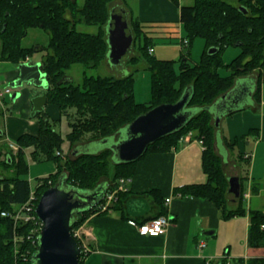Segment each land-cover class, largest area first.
Segmentation results:
<instances>
[{
    "label": "trees",
    "instance_id": "obj_1",
    "mask_svg": "<svg viewBox=\"0 0 264 264\" xmlns=\"http://www.w3.org/2000/svg\"><path fill=\"white\" fill-rule=\"evenodd\" d=\"M112 1L0 0V59L17 64L25 57H30L33 52L45 50L40 67L45 73L48 85L46 104H54L60 115L63 112L68 118L69 129L65 133V139L70 150V155L63 153V136L54 127V122L61 116L51 120L47 111L43 110L35 116L39 121L38 133L20 134L15 139V152L9 151L7 157L0 160V167L9 170V174H0V264H32V255L38 248V230L32 231L35 226L33 221H14L11 216L1 214L3 210L13 211L29 195L31 185L26 176L29 171L27 157L34 160H52L56 164L53 172L38 177L42 181L36 187L38 197L47 187L56 184L62 174L70 185L80 189L94 188L102 182L99 181L100 177L111 174L112 166V183L104 181L106 192H110L117 188L120 177H132L137 160L115 162L112 160L110 147L97 152L82 151L73 154L77 145L72 146L85 134H89V141L118 136L119 130L138 114L159 103L176 101L185 88H191L186 107L198 110L189 116L180 129L150 143L141 157L148 152H163L176 147L179 137L191 130L193 137L200 139L203 146L201 167L207 179L203 183H188L176 189L182 194L209 199L220 210L223 218L245 214L242 184L237 205L234 208L227 206L229 175L223 171L222 156L214 150L216 125L207 106L230 90L237 78L255 71L258 74L252 95L253 100H259V83L264 78V0H236L237 5L227 0H193L191 4H180L179 0H171L179 6L180 33L183 32L179 35V42L181 44L183 38L188 41L186 46L182 45L177 60L178 71L175 69V59H159L149 52V48L154 45L153 37L146 34L140 20L132 14L126 2H123L133 33L131 47H135V42L138 41L137 51L128 60L133 63L142 57L151 72V99L145 103L134 101L133 72L115 76L84 73L81 84H74L65 74V70L74 63L95 67L101 60L106 59V25ZM240 6L243 10L239 9ZM79 22L97 25L98 30L93 33L79 31L76 29ZM32 26H39L47 31L48 46H21V37ZM197 36L203 38L204 47L200 60L191 64L188 60L189 45ZM229 45L237 46L240 50L224 64L222 51ZM211 48L215 50L209 52ZM221 65L229 69L225 76L218 72ZM68 108H73L75 114L66 113ZM221 140L227 149L232 150L236 146L237 138L230 140L222 135ZM148 193L157 202H161L157 191L150 189ZM129 194L130 189L118 190L116 199L109 208L125 214L124 205ZM97 211L98 206L95 205L75 213L71 232ZM163 214L165 215L161 210L155 216ZM75 238L83 247L79 238ZM247 242L252 246H264V212L261 210L249 212ZM83 255L82 251L79 264H82ZM248 264H264V258L249 259Z\"/></svg>",
    "mask_w": 264,
    "mask_h": 264
},
{
    "label": "crops",
    "instance_id": "obj_2",
    "mask_svg": "<svg viewBox=\"0 0 264 264\" xmlns=\"http://www.w3.org/2000/svg\"><path fill=\"white\" fill-rule=\"evenodd\" d=\"M125 2L146 34L153 37L156 58L174 59L166 57L171 52H167L169 47H176L180 55L178 5L171 0H135L134 5ZM158 43L165 44L160 48L163 51L157 49ZM17 64L0 59V86L10 85L17 76ZM256 76L253 73L245 77L255 82ZM259 84V100H253L254 89L251 90L249 100L234 112L221 116L215 129L214 149L231 170L229 175L242 180L245 214L223 218L209 199L182 194L176 189L207 179L201 167L203 146L198 139L178 143L168 151L148 152L137 160L135 171L125 184L130 189L127 199L144 198L147 211L131 216L124 205L126 215L115 208L90 214L79 226L83 245L89 249L84 251L82 264H248L249 259L264 258V246L247 242L249 212L256 209L264 212V78ZM16 90L21 93L11 99L10 106L3 99L4 94L0 97V160L7 157L9 147L17 148L15 139L20 134L36 135L39 131L36 115H29L31 93L19 87L12 88V93ZM44 110L51 120L61 116L54 104H45ZM222 135L230 140L237 138L232 150L223 145ZM219 144L225 155L220 153ZM150 189L159 193L160 203L148 193ZM227 195V206L234 208L237 199ZM167 197L170 200L165 202ZM161 210L170 218L162 234L143 235L136 225L129 223V219L137 222L149 219ZM200 241L205 242L203 248L197 246Z\"/></svg>",
    "mask_w": 264,
    "mask_h": 264
},
{
    "label": "water",
    "instance_id": "obj_3",
    "mask_svg": "<svg viewBox=\"0 0 264 264\" xmlns=\"http://www.w3.org/2000/svg\"><path fill=\"white\" fill-rule=\"evenodd\" d=\"M239 9L243 10L241 6ZM106 26L108 43L106 60L118 63L122 57L130 53L133 41V33L125 6L119 3L111 6ZM214 50L211 48L209 52ZM40 65V61L31 59L19 62L17 64L18 74L9 83L13 88H25L31 93L29 97L32 104L30 116L41 113L46 104L48 85ZM254 87V80L248 81L246 77H239L230 90L207 106V109L213 114L215 125H218L221 116L237 109L241 103L249 100L248 93ZM20 93V90L14 91L11 98L14 100ZM190 96L191 88H185L176 101L159 103L138 114L122 127L124 128L123 134H121V128L118 136L91 142L108 145L111 140L107 147L112 150L113 161H136L144 154L150 143L180 129L185 124L195 111L194 108L186 107ZM84 145H77L72 153L84 151ZM105 187L106 184L101 182L94 188L80 189L68 184L65 175L62 174L56 184L42 191L35 207L36 216L41 221V228L37 235L38 248L31 258L32 264H79L82 248L70 229L73 215L98 204L105 195ZM240 191L239 176L229 175L227 194L232 195L233 199H237ZM125 209L131 216L141 215L147 211L148 204L144 198L130 197L125 201Z\"/></svg>",
    "mask_w": 264,
    "mask_h": 264
},
{
    "label": "rangeland",
    "instance_id": "obj_4",
    "mask_svg": "<svg viewBox=\"0 0 264 264\" xmlns=\"http://www.w3.org/2000/svg\"><path fill=\"white\" fill-rule=\"evenodd\" d=\"M82 1L83 0H79V2H82ZM128 1H130V3L132 5H134V3H135V0H128ZM227 1H229L230 3H232L234 5H237L236 0H227ZM123 2H125V0H113L110 3V5L113 6L116 3H119L122 5ZM192 2H193V0H180V4H191ZM128 12H129V10H128ZM106 28H107V26H106ZM76 29L79 31L92 32L93 33V32H97L98 26L86 24L84 22H79L76 25ZM182 34H183V32L181 33V35ZM20 44L22 47H25V48H33L36 45H38L40 47H46L49 44V34L47 33V31H45V29H43L39 26L29 27L27 29L25 35L23 37H21ZM137 45H138V41L135 42V47H131V49L129 50L130 53H128L126 56L122 57V59L118 63H112L108 59L107 60L106 59L101 60L98 63V65H96L95 67H89V66L82 65L80 63H74L68 69L65 70V74H66V76H68V78L74 84H81L82 77H83L84 73H86L87 75H93V76H98V75L99 76H105V75L115 76V75H126L130 72H133V75H134V82H133V98H134V101L137 103L148 102L151 99V91H150V89H151V72L146 66V61L142 57L138 58L133 63H131L128 60V57L130 55L134 54L135 50L137 51ZM162 45H165V44L158 43L157 49L163 51V49H160ZM167 45H170V44H167ZM176 46H177V44H176ZM203 47H204L203 38L199 37V36L194 37L193 40L191 41V44L189 45L190 53H189V59L188 60L191 64L198 62L200 60V56H201ZM239 50L240 49L237 46H233V45L227 46L222 51V55H221L223 63L224 64L228 63L235 55L238 54ZM169 51H171V52H170V54H167L168 56H166V57L174 58L176 60L175 69L178 71L179 63L177 60L179 57V52L177 51L176 47H169V49H167V52H169ZM44 52H45V50H43V51L37 50V51L33 52L30 57L33 61L41 59L42 54ZM174 52H176V53L174 54ZM27 59H29V57H25V59H23V60H27ZM218 72L221 76H225L229 73V69L226 66L221 65L218 69ZM254 73L258 74L257 71H255ZM9 94L10 93L5 92L4 98L2 97L8 103V106H10L13 103V101H12L13 99L11 98V94L10 95ZM194 110L196 111V110H198V108H194ZM74 112L75 111L73 108H68V110L66 111V113H69L72 115L75 114ZM29 115H30V112H29ZM1 119H2V117H0V120ZM67 120H68V118L66 117V115L63 112H61V118L54 122V127L63 136V141H62V145H61L63 153L64 154L68 153L67 155H70L68 141L65 139V133L69 129ZM123 133H124V128L121 129V134H123ZM89 140H90L89 134H85L72 147H74L76 145H80V144L84 145L86 143L84 145V149H83L84 151L87 150L88 152H97L98 150H101V149L107 147L111 143V140H109L108 145L106 143H101V142H95V143L89 142ZM218 147L220 148V153L225 155L226 152H225V149L223 148V146L221 144H219ZM13 149L14 148L9 147V151H11L12 153H13ZM14 150H16V149H14ZM215 152H216V150H215ZM57 153H59V152H57ZM27 161H28V165H29V171H28V174H26V176L28 177L29 181L31 180L30 181L31 186H32V184H36L39 181L38 180L39 176L46 175L50 172H53L56 168V164L52 160H43V159L34 160L30 157H27ZM222 168H223V171L225 172V174L229 175V173H231V170L229 169V167H226L224 163H222ZM110 172H111V174H113L112 166H110ZM1 173L9 174V170H5L2 167H0V174ZM10 173H11V171H10ZM110 175L106 176V177H104V176L100 177L99 181L100 182L101 181L102 182L107 181L108 184H111L112 179H111ZM120 178H129V177H120ZM245 186H246V184H245ZM226 196L228 197V195H226ZM243 204L245 205V202H243ZM80 241L82 242V239ZM82 244H83V242H82Z\"/></svg>",
    "mask_w": 264,
    "mask_h": 264
},
{
    "label": "built area",
    "instance_id": "obj_5",
    "mask_svg": "<svg viewBox=\"0 0 264 264\" xmlns=\"http://www.w3.org/2000/svg\"><path fill=\"white\" fill-rule=\"evenodd\" d=\"M188 44L187 39L183 38L181 40V45L186 46ZM154 50L153 47L149 48V52L152 53ZM11 93L12 92V87L10 85H4L0 86V97L5 93ZM193 139H197L193 137V132L191 130L186 131L184 134H182L178 141L179 143L183 142H188ZM200 142L201 140L198 139ZM129 178H120L119 183L116 189L106 193L103 202L98 204V211H102L105 209H108L109 206L112 204V202L116 199V192L118 190H126L127 188L125 187L126 182H128ZM50 183V181H48ZM40 184H42V181L39 180L36 184H32L30 187V192L27 197V199L21 203L20 205H17V207L13 211H6L3 210L1 211V214L4 216H11L14 221L22 220V221H33L34 222V227L32 231L39 230L41 228V221L37 218L36 213H35V207L38 201V196L36 192V187H38ZM34 185V186H33ZM170 200L169 197L165 198V202H168ZM170 222V218L168 215H158L155 217H151L149 219H146L145 221H140L137 222L134 219H129V223L136 225L139 233L143 235H151V236H156L159 234H162L166 231V228ZM263 226V225H262ZM73 236L77 237L81 240V233L79 230V227L73 230ZM17 239V236L14 237V240ZM197 246L199 248H203L205 246L204 241H200ZM84 250L88 251L89 249L84 246ZM209 262V261H207Z\"/></svg>",
    "mask_w": 264,
    "mask_h": 264
}]
</instances>
